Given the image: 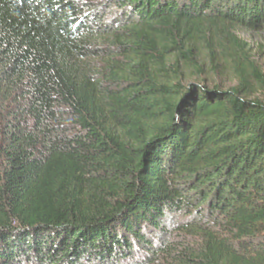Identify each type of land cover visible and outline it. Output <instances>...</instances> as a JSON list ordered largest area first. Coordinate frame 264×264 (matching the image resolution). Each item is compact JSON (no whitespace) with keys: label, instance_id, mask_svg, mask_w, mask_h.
<instances>
[{"label":"trees","instance_id":"obj_1","mask_svg":"<svg viewBox=\"0 0 264 264\" xmlns=\"http://www.w3.org/2000/svg\"><path fill=\"white\" fill-rule=\"evenodd\" d=\"M263 28L264 0H0V264H264Z\"/></svg>","mask_w":264,"mask_h":264},{"label":"rangeland","instance_id":"obj_2","mask_svg":"<svg viewBox=\"0 0 264 264\" xmlns=\"http://www.w3.org/2000/svg\"><path fill=\"white\" fill-rule=\"evenodd\" d=\"M237 35L248 46L251 57L262 74L264 82V28L258 31L239 30ZM250 83V96L264 101V87L256 84L255 80H250ZM183 85L188 90L193 87H199L210 90L219 89L225 92L238 85V78L231 69L221 66L213 70L208 69V73H203L202 75L187 73Z\"/></svg>","mask_w":264,"mask_h":264},{"label":"water","instance_id":"obj_3","mask_svg":"<svg viewBox=\"0 0 264 264\" xmlns=\"http://www.w3.org/2000/svg\"><path fill=\"white\" fill-rule=\"evenodd\" d=\"M190 89H191V88H190ZM190 89H189V90H190Z\"/></svg>","mask_w":264,"mask_h":264}]
</instances>
